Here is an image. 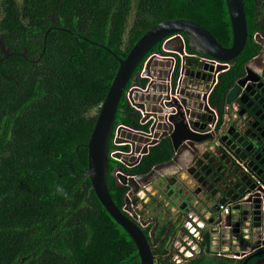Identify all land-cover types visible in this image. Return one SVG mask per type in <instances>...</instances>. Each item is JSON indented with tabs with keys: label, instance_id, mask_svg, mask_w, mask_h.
Returning a JSON list of instances; mask_svg holds the SVG:
<instances>
[{
	"label": "flooded vegetation",
	"instance_id": "flooded-vegetation-1",
	"mask_svg": "<svg viewBox=\"0 0 264 264\" xmlns=\"http://www.w3.org/2000/svg\"><path fill=\"white\" fill-rule=\"evenodd\" d=\"M244 3L246 16L251 17V25L247 19L250 37L244 48V62H239L241 57L235 59L225 71L240 63L241 71L229 90L239 81L243 83L239 84L237 97L230 104L225 98L221 108L213 106V114L206 115L211 128L206 143L211 145L205 149L185 145L174 149L167 136L160 138L155 146L167 141L171 156L167 162L156 166L168 165L157 172L148 185L130 196V202L123 207L124 213L142 229H150L152 249L165 243V248L170 251L166 257L174 255L185 221L192 216L204 223V229L195 224L205 237L199 256L232 259L243 264L256 259L264 264V253L249 259L251 255L263 252L264 245L252 249L253 252L244 257L245 237L253 239L256 236L253 227L256 204L253 200L259 198V192L252 191L243 196L244 191L255 183L264 190V0H244ZM67 7L64 15L46 13L38 24L31 21L25 24L27 30L46 33L42 40L39 36L34 37L32 50H29L16 35H1L4 14L0 0V41L5 48L2 52L0 46V238L6 249L8 241L18 237L14 230L9 232L11 224L37 221L32 216L50 198V194L45 193L51 186L48 184L50 178L58 177L69 183L70 177L84 176L82 171L87 170L88 160L82 162L81 167L73 161L81 160L80 148L87 150L88 143L77 145L74 155L73 140H87L88 130L84 123L90 117H98L101 109L88 112L83 108L82 95L87 89L83 87L88 85L84 75L87 66L45 55L47 34L65 32L79 44L86 41L94 45L81 33L109 30L106 24L111 23L110 19L123 13L128 16L127 28L130 29L133 18L139 14L211 15L216 10V0H68ZM249 42L253 50L247 48ZM155 54L160 53L154 51L151 55ZM194 62L193 58L180 59L175 73L183 82L192 81L191 89L188 86L181 88L198 94V88H195L198 83L190 77ZM78 68L82 73L76 72ZM149 70L153 71L152 68ZM221 75L214 77V89L221 82ZM148 125H152V119ZM112 150H115L114 146ZM125 168L123 174L134 177L128 172L133 167ZM168 168L175 172L165 173ZM116 169L118 167L111 175L117 188L115 192L119 194L129 188L125 194L128 197L131 188L120 182ZM253 194L256 195L251 197ZM226 205L229 209L225 218L222 208ZM87 206L84 202V207ZM237 206L238 209L233 211L232 208ZM233 212L236 215L228 225ZM163 229L164 234L156 242ZM224 248L243 251H222ZM232 254H236V258L229 256Z\"/></svg>",
	"mask_w": 264,
	"mask_h": 264
},
{
	"label": "trees",
	"instance_id": "trees-1",
	"mask_svg": "<svg viewBox=\"0 0 264 264\" xmlns=\"http://www.w3.org/2000/svg\"><path fill=\"white\" fill-rule=\"evenodd\" d=\"M4 17L1 21L2 36H17V40L24 42L29 50H32L34 37L45 36V32L39 30H27L25 24H38L46 13L55 12L64 15L68 10V0H23L22 4L14 0H1ZM178 13V12H177ZM189 19L208 29L214 37L226 48L233 43V34L225 0H216V10L211 15H136L130 29L127 28L128 16L126 13L111 18L107 29L102 32H82L89 40L102 45L114 52L121 59H125L135 44L156 25L172 19ZM249 25L251 17L247 14ZM47 56L67 59L84 63L87 67L84 75L88 78V85H84L82 98L85 102L83 108L91 112L100 108L103 104L114 77L119 68L118 61L99 45H92L86 41L80 44L77 40L65 32H49L47 34ZM247 48L253 47L249 44ZM21 50V48H19ZM162 53V43L157 44L138 66L136 72L143 69L146 59L154 52ZM241 57L244 62V51ZM228 70L221 75V82L211 94L212 106H221L225 102L226 95L232 83L237 79L241 67ZM67 71V70H65ZM73 71V70H68ZM77 73H82L78 68ZM131 86V82L128 88ZM134 108L129 104L126 94L121 99L114 122V131L110 141L109 154L113 151V139L115 130L119 124L134 130L148 131V124H140V115L134 113ZM97 117H90L86 123L88 130L87 140H73V154L77 145L81 142L88 143ZM118 150H128L129 147H118ZM81 160L74 159V165L81 167L82 162L88 160V149L80 148ZM170 148L167 141L154 146L150 152L142 158L140 163L128 172L134 176L147 175L158 163L167 162L170 159ZM126 170L124 165L110 158L108 164L107 184L112 199L117 207L123 210L124 198L129 188L121 190L119 194L112 178L114 168ZM70 177V182L63 179L50 178L51 184L48 191V202L42 203L30 224L10 225L9 232L14 230L18 237L8 241L7 249L0 238V264H141L138 250L128 233L111 217L97 198L91 181L85 176ZM75 180H77L75 182ZM80 180V181H79ZM42 187V191H43ZM44 195V194H43ZM42 195V196H43ZM53 196V197H52ZM84 202L88 206L84 207ZM128 216V215H127ZM12 229V231H11ZM27 229H29L27 231ZM151 244L150 229L145 231ZM164 230L157 236L156 242L164 234ZM153 247V246H152ZM155 256L162 257L160 264H176L174 257H166L170 251L165 248V243L158 249H152ZM244 259V263L246 262ZM256 259L247 264H255ZM186 264H243L236 260L212 257L209 255L196 256Z\"/></svg>",
	"mask_w": 264,
	"mask_h": 264
},
{
	"label": "water",
	"instance_id": "water-1",
	"mask_svg": "<svg viewBox=\"0 0 264 264\" xmlns=\"http://www.w3.org/2000/svg\"><path fill=\"white\" fill-rule=\"evenodd\" d=\"M225 1L233 34V43L230 48L224 47L202 25L181 18L167 20L151 28L135 44L125 59H121L110 49L92 42L110 53L118 61L119 68L101 106L88 142V166L85 176L90 179L95 194L106 211L132 238L141 264H160L162 257L153 254L152 246L142 228L115 205L108 188L107 174L111 158L109 148L116 112L121 99L126 94L129 104L135 110L134 113L139 115L141 112L144 113L141 124L148 123L149 119H152V125L149 126L148 131H135L122 124L117 128L116 143H126L132 147L130 155L117 153L116 158L123 161L124 167L138 165L150 152V148L155 146L162 137L167 136V140L174 149H178L181 145L191 148L202 146L205 149L211 145L206 143L211 129L208 127L206 115L213 114L210 107H214L210 104L211 93L209 92L214 89L216 82L214 77L221 72L223 74L230 67V63L241 55L250 37L244 0ZM75 37L79 36L75 35ZM159 43H162V53L151 55L146 59L144 73L142 69L136 72L141 62ZM0 46L2 52H5L3 41H0ZM191 53L220 63L214 69L198 61L194 62L190 77L198 83L195 87L198 88V94L181 88V86H188L191 89L192 81L178 80V75L175 73L179 60L191 59ZM149 68L153 71H148ZM130 82L131 86L128 88ZM242 83L239 81L232 90L228 91L227 104L237 97L236 89ZM200 155L201 153L198 154ZM167 165L159 164L151 173L134 177L124 175L121 168L116 169L115 173H119L117 177L121 183L128 184L131 188L129 196L124 198V203L127 205L130 202L129 197L148 185L152 177ZM252 191L259 192L257 195L259 198L253 200L256 204L253 224L256 234L254 249L264 245V190L255 183L249 187V190L244 191L243 196ZM232 209L235 211L238 206ZM235 215V212L230 215L228 225H231L230 222ZM263 253L264 251L251 255L249 259ZM255 264H262V262L259 260Z\"/></svg>",
	"mask_w": 264,
	"mask_h": 264
},
{
	"label": "built area",
	"instance_id": "built-area-1",
	"mask_svg": "<svg viewBox=\"0 0 264 264\" xmlns=\"http://www.w3.org/2000/svg\"><path fill=\"white\" fill-rule=\"evenodd\" d=\"M190 56L195 59L196 61L202 63L203 65H206L208 67H214V69L220 64L219 62H217L216 60H213L211 58H207L204 56H200L199 54L196 53H192L190 54ZM145 65L142 69V73L145 72ZM222 73V72H221ZM221 73L215 75V76H219ZM180 80V79H178ZM212 90L209 92L212 94ZM212 110H214L212 107H210ZM140 124L142 122V119L144 118V113L141 112L140 115ZM148 124L147 122L145 124L142 125H146ZM138 131V130H135ZM117 137V133L115 135V139ZM113 140L114 142V147L115 150H113L110 154L111 159H113L114 161H117L119 163H121L122 165H124L123 161L121 159L116 158L117 153H123V154H127L130 155L132 153V147L130 144H126V143H116V140ZM123 146H128L129 147V151H121L118 150V147H123ZM126 166V165H125ZM135 167V166H134ZM121 182V181H120ZM126 206V204H125ZM228 209L229 206L226 205L222 208V210L224 211V216L225 218L227 217L228 214ZM197 224L198 227L200 229H204V223L203 222H198L197 218H193L192 216L190 218H188L185 221L184 224V230L181 233L180 239L177 242L176 246H175V252H174V261L176 262V264H186L190 259L195 258L196 256H199L200 251H201V244L202 242H205V237L201 234V232L199 231V229L197 228V226L195 225ZM250 237L247 236L245 237V240H248ZM248 248V247H247ZM253 248H248L249 251H245L244 249V257L249 255L250 253L253 252L252 250ZM203 250H206V247L204 246ZM237 251H243L242 249H238Z\"/></svg>",
	"mask_w": 264,
	"mask_h": 264
},
{
	"label": "crops",
	"instance_id": "crops-1",
	"mask_svg": "<svg viewBox=\"0 0 264 264\" xmlns=\"http://www.w3.org/2000/svg\"><path fill=\"white\" fill-rule=\"evenodd\" d=\"M173 169V168H172ZM168 172H172V173H174L175 171L174 170H172L171 171V168H168V170H166V172L165 173H168ZM182 177V179L183 180H185V178H186V176L185 175H183V176H181ZM188 183H190V182H188ZM209 215L207 214V217H208ZM203 222V221H202ZM254 238L252 239L251 237L248 239V240H245V242H246V244H248V248H252L253 247V244H254Z\"/></svg>",
	"mask_w": 264,
	"mask_h": 264
},
{
	"label": "rangeland",
	"instance_id": "rangeland-1",
	"mask_svg": "<svg viewBox=\"0 0 264 264\" xmlns=\"http://www.w3.org/2000/svg\"><path fill=\"white\" fill-rule=\"evenodd\" d=\"M150 188V187H149ZM141 194H143V193H141ZM160 198V197H159ZM235 243L233 242V245H232V247H234L235 245H234ZM248 244H246V242H245V240H244V249H245V251H249L248 250ZM222 251H228V248H224V250H222ZM228 252H233V253H240V252H238L237 250H235V249H233L232 248V250H229ZM230 257H233V258H236V254H232V255H229Z\"/></svg>",
	"mask_w": 264,
	"mask_h": 264
}]
</instances>
